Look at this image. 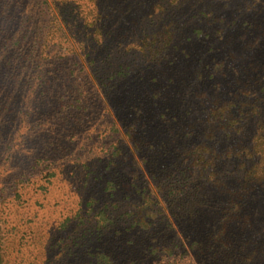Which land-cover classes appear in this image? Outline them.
<instances>
[{
    "label": "rangeland",
    "instance_id": "1",
    "mask_svg": "<svg viewBox=\"0 0 264 264\" xmlns=\"http://www.w3.org/2000/svg\"><path fill=\"white\" fill-rule=\"evenodd\" d=\"M54 2L0 0V264H204L226 218L263 261L264 0H104L88 57Z\"/></svg>",
    "mask_w": 264,
    "mask_h": 264
},
{
    "label": "trees",
    "instance_id": "2",
    "mask_svg": "<svg viewBox=\"0 0 264 264\" xmlns=\"http://www.w3.org/2000/svg\"><path fill=\"white\" fill-rule=\"evenodd\" d=\"M54 1L55 2L53 4L56 6L55 9H57V12L61 17V11L63 9H65L69 5L75 6L73 9V16L70 17L69 20L63 19V21H61V23L65 26V30L62 29L61 31L59 29L60 33L62 32L63 34L64 32L63 38L65 39L63 40H67L71 43L73 41V54L77 57H79L80 54L85 55L86 57L91 56L93 54L95 55L97 50L102 48V45L99 41H97L96 46H87L86 44H82L80 42L77 43V41L78 37H80L81 34L88 29L85 26H95L96 29L93 31V33L96 34V37L101 36L104 32V29H106V25H104L103 22L110 18V14L103 15L102 12H99L100 6L102 5L104 0H57L58 2H56V0ZM54 20L56 19L54 18ZM70 89L72 91L74 90V87H70ZM81 95V98H75L73 101L75 105H78L79 107H81V109H83V94ZM27 117L29 118V114L27 115ZM206 154L208 155H205L203 153L199 157V159L194 163L196 164V166L191 168V174L195 177L196 180L198 178V182L200 181V179H210L209 176H211L212 174L217 176L213 171V166H211L213 160L211 156L213 157V155L215 154L211 151L206 152ZM199 162H201L202 164L200 165ZM195 167H198L200 169H195ZM231 195V198H228V203L231 202V209L224 208L222 211L223 213L227 212L228 214H232L235 211L232 206V203L236 207L235 201L238 200V193L233 192ZM152 204L155 203H153L152 201ZM144 205V207H146L147 204ZM227 206L228 204L226 205V207ZM146 209H150L149 206L146 207ZM153 212H151L152 216L145 215L142 217L144 222L147 220V218H149V220H147L148 222H146L145 224L146 229L148 230L153 227V225H155V219H158V216L161 213L160 210H157V212L155 211L154 213ZM166 220L168 223L169 218H166ZM231 221L232 220H230V218L224 219L222 224L219 225V228H217L216 232L207 237L204 242H201V244L204 243L202 247L205 249H201L200 251H198L195 258L202 256L204 264H256L254 259L256 257V254L254 251L250 250V248L253 244H255L257 234L250 237L249 233H246L244 231V229L247 228L245 224L239 225L241 229L240 231H233L232 228L234 223ZM248 228L252 229L250 227ZM246 236L248 237L247 239L245 238ZM192 245L195 246L198 245V243L195 242ZM149 249L152 252L151 255L153 259L157 261L156 264H180V261L174 259L175 255L173 249L171 247H168L167 243L164 242V238L159 240H153ZM257 264H264V260L262 261V259H260Z\"/></svg>",
    "mask_w": 264,
    "mask_h": 264
}]
</instances>
